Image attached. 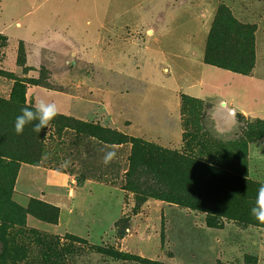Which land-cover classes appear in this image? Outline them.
I'll return each instance as SVG.
<instances>
[{"label":"rangeland","instance_id":"374dc122","mask_svg":"<svg viewBox=\"0 0 264 264\" xmlns=\"http://www.w3.org/2000/svg\"><path fill=\"white\" fill-rule=\"evenodd\" d=\"M224 7L256 30L252 79L203 71ZM0 37V99L11 103L20 81L25 106L54 102L69 120L17 134L11 105L0 117V188L15 166L55 154L79 205L78 236L33 229L24 216L15 225L16 214L0 220V264H264V223L250 211L264 184V134H248L264 120L218 110L224 100L264 119V0H0ZM230 41L216 34L211 58L237 56ZM20 170L12 201L51 205L17 183Z\"/></svg>","mask_w":264,"mask_h":264},{"label":"trees","instance_id":"16d2710c","mask_svg":"<svg viewBox=\"0 0 264 264\" xmlns=\"http://www.w3.org/2000/svg\"><path fill=\"white\" fill-rule=\"evenodd\" d=\"M219 32H222L223 35L230 36V44L232 48L239 49L240 53L232 57L229 61H224V63H221L219 61H216L215 59H212L209 55L210 47H212V44L216 38V34ZM255 33L256 30L254 27L249 25H243L239 23L237 20L233 18V16L229 13V10L227 8H220L217 12V16L211 31L212 36L210 35V39L207 44V53L205 62L207 65L218 67L220 69H224L227 71H230L235 74L243 75V76H250L251 72L254 69V40H255ZM3 40V38L0 37V41ZM22 64V63H20ZM22 66V65H21ZM11 77V76H10ZM14 93L11 97V103H6L4 100L0 99V117L5 113L6 110L10 108L11 105H14L19 110H22V108L25 107V100H24V94L25 90L23 86L21 85L20 81H16L14 86ZM34 111V110H33ZM239 122H241V119L243 116L241 114L238 115ZM51 122L53 123H59V124H65L69 122V120L63 118L62 116H56ZM250 131L248 134L251 136L253 135H259L264 134V124L263 123H256L250 127ZM250 136V137H251ZM248 137V138H250ZM134 145V150H140V147L143 148V145H141L136 140H131ZM144 149V148H143ZM30 162L28 164L33 166H39V163L36 162L37 156L34 154L29 156ZM27 163V162H25ZM21 166L16 167L15 166V174L14 178L11 180L10 184H8V189L5 190L3 188H0V205H4L6 208V213L3 217L0 218V220H5L8 218H13L16 215L17 221L13 223L15 225L24 226L25 224L21 221L22 216H24L25 221L27 220L28 215L34 216L36 219L52 224L57 225L59 223L60 218V210L57 207H54L52 205H48L45 203H37V206L34 210V204L30 203L29 207L27 209H23L18 207L11 199L10 191L14 189L16 184V173L20 170ZM129 183L132 184V179L130 176ZM240 184H244L243 181L239 182ZM46 211L47 218L40 217L39 214H37V210ZM21 214V215H20ZM21 216V217H20ZM20 219V220H19Z\"/></svg>","mask_w":264,"mask_h":264},{"label":"crops","instance_id":"0c3cea01","mask_svg":"<svg viewBox=\"0 0 264 264\" xmlns=\"http://www.w3.org/2000/svg\"><path fill=\"white\" fill-rule=\"evenodd\" d=\"M204 65H205V68L203 69V71H206L208 67H213V66L206 65V64ZM222 71H225V70H222ZM235 75H239V74H235ZM239 76H243V75H239ZM243 77H247V78L249 77V79H252L254 76H243ZM195 98L203 99V100L209 99V98H200L199 95H197V97ZM230 102L231 104H234L236 103V100L233 98V99H230ZM234 110H235V113H239L247 117H253L256 119L264 120L257 116L259 113H257L256 111L255 113H253V112H248V111H244L240 109H238V111H236V109ZM260 114H264V112ZM54 138H57V134L54 135ZM60 138L61 139L63 138L62 135H60ZM63 140L64 138L62 139V141ZM56 164H58V160L56 159V155L52 154V156H48V157L46 156V158L43 159L39 167H31V166L21 167L17 183L27 188L34 187V188L41 189L40 190L41 196L39 198L42 201H45L46 203H49L55 207H58L61 210L60 221H59V224L57 225H52V224L40 221L30 215L27 217V225L33 229H37V230H41V231L53 233V234H58L59 229L63 228V230L66 231L67 233L77 235L76 233H73V231H71V228H73V225H72L73 223H72L70 216L74 215V211L76 210L75 208L79 207V205H75L76 195L78 192L72 189L70 186L72 182V176L63 171L61 164H59L60 166ZM91 182L96 183L97 185H101V187L105 186L104 184L100 182H96V181H91ZM86 185L87 187H89V185H93V184H86ZM47 188H53L55 191L58 192V194L56 195L46 194L44 191ZM72 194L75 196H72ZM15 199L21 206L25 208L29 205V202L31 200L30 197L26 198V197L17 196V195H15ZM64 212H68L66 220H64V217H63ZM92 224H94L93 220L89 222L90 230H93L94 228L95 230H97V225L91 228ZM46 225L49 227H53L54 229H57V231L51 230L50 228H46L47 227Z\"/></svg>","mask_w":264,"mask_h":264},{"label":"clouds","instance_id":"9594fccd","mask_svg":"<svg viewBox=\"0 0 264 264\" xmlns=\"http://www.w3.org/2000/svg\"><path fill=\"white\" fill-rule=\"evenodd\" d=\"M34 108L35 110L33 111L32 108L25 106L22 108L21 114L16 117L14 127L17 134H22L26 125L37 120L38 123L35 124L34 131L39 133L42 129L47 128L49 123L58 115V108L54 102L47 103L44 100H39ZM218 110L226 118L235 116V110L229 108L228 103L224 100L219 102ZM112 155L114 153H109V157ZM109 157H106V161ZM250 211L257 221L264 223V184H261L257 189L256 199Z\"/></svg>","mask_w":264,"mask_h":264}]
</instances>
